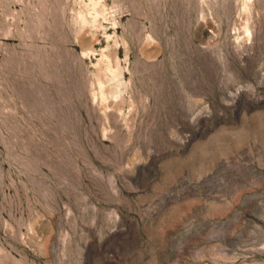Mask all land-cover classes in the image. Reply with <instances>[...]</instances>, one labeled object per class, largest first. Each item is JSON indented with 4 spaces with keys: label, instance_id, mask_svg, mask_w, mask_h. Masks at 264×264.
Here are the masks:
<instances>
[{
    "label": "rangeland",
    "instance_id": "rangeland-1",
    "mask_svg": "<svg viewBox=\"0 0 264 264\" xmlns=\"http://www.w3.org/2000/svg\"><path fill=\"white\" fill-rule=\"evenodd\" d=\"M0 264H264V0H0Z\"/></svg>",
    "mask_w": 264,
    "mask_h": 264
}]
</instances>
